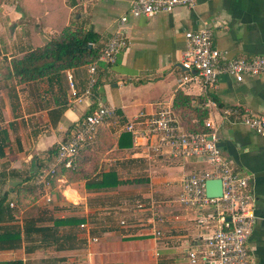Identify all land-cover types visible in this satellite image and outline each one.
Wrapping results in <instances>:
<instances>
[{"label":"crops","instance_id":"0c3cea01","mask_svg":"<svg viewBox=\"0 0 264 264\" xmlns=\"http://www.w3.org/2000/svg\"><path fill=\"white\" fill-rule=\"evenodd\" d=\"M26 2L28 14L36 20L35 29L24 37L21 29L27 24L22 25L16 8L3 4L10 19L0 15V143L4 145L0 152V199L7 196L15 211L13 218L0 221V234L20 232V238L0 240V260L22 259L27 264H190L187 251L210 232L197 221L208 210L163 206L164 221L158 225L162 236L157 238L147 222L150 210H139L136 204L151 198H174L185 175L210 169V163L202 159L162 155L151 161L147 158L148 140L141 139L126 148L124 156L101 160L98 171L88 178L96 182L104 171L114 170L120 179L138 178L136 182L98 189L88 186L87 179L69 182L61 178L56 190L65 197L54 193L52 204L42 195L35 201L25 196L24 208L11 199L19 188H37L35 173L50 161L58 143L71 136L87 113L109 105L130 120L140 112L154 113L161 103L172 105L176 92L182 90L194 106L209 110L207 121L213 125L223 155L237 172L251 177L249 190L257 218L248 246L252 264H264V137L241 122L246 113L264 116V75L243 81L223 75L216 88H209L199 78L182 82L190 72L180 62L186 48L185 32L203 26L212 28L214 45L229 57L264 55V0H196L194 7L178 6L150 18H129L125 24L127 45L114 65L99 64L97 85L91 93L85 92L88 65L69 69L52 82L42 77L18 83L9 70L11 59L50 40L67 24L94 29L101 34L104 46L130 0ZM229 108L239 113L227 117L225 110ZM117 148L115 143L112 149ZM92 155V150L82 148L78 155L81 170L90 166ZM55 218L84 220L55 229ZM50 226L53 231L45 234L34 230Z\"/></svg>","mask_w":264,"mask_h":264},{"label":"built area","instance_id":"2783aa9c","mask_svg":"<svg viewBox=\"0 0 264 264\" xmlns=\"http://www.w3.org/2000/svg\"><path fill=\"white\" fill-rule=\"evenodd\" d=\"M196 0H130L128 9L118 21V28L102 48L98 60L88 65L86 93H91L98 80L100 63L114 65L120 51L127 45L125 24L129 18H150L161 12H172L178 6L194 7ZM186 48L181 57V65L190 72L182 82L199 78L207 87L216 88L223 75L237 81L264 75V55L254 57H229L213 43V30L203 26L185 32ZM194 72V75L191 74ZM71 81V75H68ZM238 109L225 110L228 117L238 114ZM106 121L115 130H126L133 136L134 143L141 139L146 144L147 158L151 161L162 155L172 158H198L210 163L209 170L185 175L180 190L174 198L167 200H140L139 210H150L148 225L154 235L161 238L158 225L164 221L163 206H179L187 209L208 210L197 219L210 232L198 246L189 249L190 264H252L248 241L256 222L254 198L249 190L250 175L237 172L222 152L221 146L212 134L188 132L175 117L171 105L161 103L158 109L148 115L140 112L134 118L125 120L114 107L101 105L87 113L67 140L58 143L55 155L45 164L35 178V184L43 192L47 203L53 201L52 180L58 167L74 166L79 151L95 138V133ZM241 122L264 137V116L246 113ZM207 124L213 128L211 122ZM212 137V138H210ZM221 178L223 195L208 197L206 180ZM14 204H12L13 206ZM125 221H121L125 225ZM214 225V228H210ZM85 224H81L84 227ZM96 241L97 238H94Z\"/></svg>","mask_w":264,"mask_h":264},{"label":"trees","instance_id":"16d2710c","mask_svg":"<svg viewBox=\"0 0 264 264\" xmlns=\"http://www.w3.org/2000/svg\"><path fill=\"white\" fill-rule=\"evenodd\" d=\"M3 2L4 0H0V7H2ZM101 38V34L90 27L73 24L64 25L50 40L37 44L32 49L17 53L11 59L9 70L18 83L29 82L42 77H47L52 82V79H55L69 69L89 65L98 60L103 48ZM171 108L175 117L183 121L185 129L188 132L213 133V128L207 124L209 110L194 106L191 97L182 90L176 92ZM118 114L120 113L118 112ZM115 143H117L118 148L112 149ZM133 145L134 140L130 132L126 130H111L110 122L106 121L95 133L94 140L83 147L92 150L93 155L91 156L90 166L85 170H81L78 167V156L73 167L66 168L59 166L52 180V191L56 190L61 178H65L70 182L87 179L88 186L98 189L118 187L123 184L136 182L138 178L120 179L114 170L104 171L96 182H90V179H88L98 171L101 160L122 157L125 155V149ZM3 148V143H0V152L3 151ZM56 150L55 148L52 151L50 160L55 155ZM81 151L82 149L78 155ZM44 166L45 164L39 167V170L35 173V178ZM41 194L43 192L38 186L35 189L19 188L17 196L11 199L16 200L24 208L26 207L24 203L25 196H31V201H35ZM8 200L7 196H3L0 199V221L13 218L15 211L10 208ZM83 220V218H55L53 220V227L57 229L61 225L80 224ZM34 230L45 234L52 232L53 228L50 226L35 228ZM11 236L20 238V232L1 233L0 240L7 241ZM0 264H27V261L9 259L0 260Z\"/></svg>","mask_w":264,"mask_h":264},{"label":"rangeland","instance_id":"374dc122","mask_svg":"<svg viewBox=\"0 0 264 264\" xmlns=\"http://www.w3.org/2000/svg\"><path fill=\"white\" fill-rule=\"evenodd\" d=\"M3 4H6L7 7H12L13 9L16 8L21 13L20 22H22V25L27 24L25 26V28L21 29V34L23 35V37L25 36L26 32L28 34L35 29L34 28V22L36 19H34L33 17H31L28 14V12H27V4L28 3L26 2V0H4ZM0 15L2 16L3 19H7V20L10 19L7 11H4L3 7H0ZM29 25H31V27ZM9 33H10V28H7L6 29L7 36L9 35ZM52 192H53V194L55 193V196H58L61 199L65 197V195L62 193V191L60 189H57L56 191L53 190ZM52 202L50 204H52Z\"/></svg>","mask_w":264,"mask_h":264},{"label":"water","instance_id":"95a60500","mask_svg":"<svg viewBox=\"0 0 264 264\" xmlns=\"http://www.w3.org/2000/svg\"><path fill=\"white\" fill-rule=\"evenodd\" d=\"M206 194L208 197H221L223 195L222 179L219 177L207 179Z\"/></svg>","mask_w":264,"mask_h":264},{"label":"bare ground","instance_id":"6f19581e","mask_svg":"<svg viewBox=\"0 0 264 264\" xmlns=\"http://www.w3.org/2000/svg\"><path fill=\"white\" fill-rule=\"evenodd\" d=\"M70 192V191H69Z\"/></svg>","mask_w":264,"mask_h":264}]
</instances>
